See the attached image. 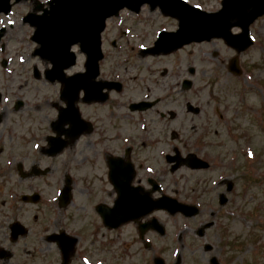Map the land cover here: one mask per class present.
Returning a JSON list of instances; mask_svg holds the SVG:
<instances>
[{"label": "flooded vegetation", "instance_id": "af4514ba", "mask_svg": "<svg viewBox=\"0 0 264 264\" xmlns=\"http://www.w3.org/2000/svg\"><path fill=\"white\" fill-rule=\"evenodd\" d=\"M12 30L13 25L0 26V44ZM129 69L133 84L139 78L143 84L141 101L153 103L145 111L122 115L125 136L116 127L118 100L109 99L117 93L112 89L117 77L99 76L111 86L104 102H84L81 89L75 107L91 130L71 137L77 126L55 130L58 111L66 106L61 83L50 82L44 73L0 74V264H186L184 258L197 253L209 264L216 250L219 264H229L224 250L228 253L238 241L229 245V230L224 231L229 220L228 201L220 204L225 180L211 187L209 198L205 179L195 180L192 199L175 191L179 202L197 208L194 217L147 211L144 197L155 201L166 195V170L171 168L166 156L195 151L184 152L180 136L160 123L165 119L160 109L177 101L150 99L163 89L156 73L148 65ZM181 71L178 65L177 73ZM39 78L41 83L34 81ZM190 146L197 150L195 142ZM67 185L70 201H61L59 193ZM206 219L213 224L199 237ZM214 229L216 244H200Z\"/></svg>", "mask_w": 264, "mask_h": 264}, {"label": "rangeland", "instance_id": "374dc122", "mask_svg": "<svg viewBox=\"0 0 264 264\" xmlns=\"http://www.w3.org/2000/svg\"><path fill=\"white\" fill-rule=\"evenodd\" d=\"M185 1L206 12L219 10L221 2ZM31 7L30 2L16 5L11 14L4 18L14 25V29L0 45V59L8 63L6 69L0 67V74H30L35 67L39 72L45 68L43 61L32 56L34 45L29 39L30 31L20 26V16ZM175 25V21L161 16L157 10L150 12L147 6L142 7L136 15L123 10L107 22L105 34L112 33L109 41L116 37V46L111 47L109 43L103 45L101 73L107 76L116 62V72L125 93L110 96V99L116 102L118 100L115 113L120 117L117 118L116 127L121 128L123 134L126 133V118H122V115L127 111L128 101L145 99L142 98L144 90L140 78L135 80V84L129 81L131 66L136 65L141 70L148 65L151 72H155L156 77L168 87L173 84L179 89L183 79H190L191 90L183 93L177 90L167 98L177 102L161 108L160 111L174 112L175 117L169 122L170 130L178 131L185 124L192 139L201 137L205 140L203 152L221 161L222 166L225 164V169L196 175L182 170L170 176V179L178 183L177 190L187 188L188 193L196 188L195 180L205 179L204 188L207 190L204 192L208 198L211 180L213 183L221 178L232 181L235 185L226 206L230 213L228 229L224 225V231L229 230V245L232 240H237L238 243L236 247L228 249V253L224 250L225 259L230 264H264V16L250 26L253 45L239 55L242 69L240 77L228 73L227 60L235 56V52L221 40L192 44L170 55L154 59L149 55H138L142 48L151 45L160 30H173ZM113 31H117L115 36ZM77 62L74 71L83 64L82 55H78ZM178 65L183 67L179 77ZM187 66L193 69L190 75ZM175 67L176 73L172 71ZM34 81L41 83L43 80L39 78ZM164 90L167 87L156 89L154 97L150 99L163 97L167 93ZM168 94H172V89L169 88ZM108 104L110 103L103 105L102 115L106 111L105 105ZM189 112L191 113L187 114ZM216 235L217 230L210 231L205 241L216 244ZM218 253L216 250L211 255L218 256ZM201 254L197 253L191 260L197 264H206L201 260ZM186 259L189 260L190 257Z\"/></svg>", "mask_w": 264, "mask_h": 264}, {"label": "water", "instance_id": "95a60500", "mask_svg": "<svg viewBox=\"0 0 264 264\" xmlns=\"http://www.w3.org/2000/svg\"><path fill=\"white\" fill-rule=\"evenodd\" d=\"M20 1L14 0V3ZM145 3L152 8L159 5L163 14L178 20L176 33L160 35L156 43L158 49H176L190 42L222 38L227 45L242 52L251 44L249 25L264 14V0H223L221 10L214 14L200 12L178 0H52L48 3V11L38 16L31 14L27 21L35 27L34 39L40 44L38 55L53 64L51 72L59 74L64 67L74 63V54L69 49L78 43L88 56L89 70L95 68L96 72V62L101 58L99 34L105 19L124 7L137 11ZM10 8V0H0V13L7 14ZM40 9L41 5L37 7V10ZM234 27L240 28L241 34L231 35L230 30ZM229 69L237 75L240 73L235 59ZM165 208L186 210L169 203L165 204Z\"/></svg>", "mask_w": 264, "mask_h": 264}, {"label": "snow or ice", "instance_id": "6c2138e0", "mask_svg": "<svg viewBox=\"0 0 264 264\" xmlns=\"http://www.w3.org/2000/svg\"><path fill=\"white\" fill-rule=\"evenodd\" d=\"M249 155H251V153H249Z\"/></svg>", "mask_w": 264, "mask_h": 264}]
</instances>
